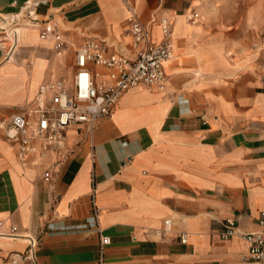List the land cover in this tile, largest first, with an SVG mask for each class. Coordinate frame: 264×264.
I'll list each match as a JSON object with an SVG mask.
<instances>
[{"label":"crops","instance_id":"obj_1","mask_svg":"<svg viewBox=\"0 0 264 264\" xmlns=\"http://www.w3.org/2000/svg\"><path fill=\"white\" fill-rule=\"evenodd\" d=\"M200 2L0 0V28L30 24L21 30L12 62L4 61L0 46V122L35 108L44 83L62 79L72 89L75 48L58 56L52 39L39 42L46 23L76 47L102 39L132 56L130 6L153 44L161 38L160 20L170 19L174 57L165 65L167 88H129L92 134L68 128L61 148L42 150L35 140L36 150L23 160L0 128V232L15 226L19 233L0 237V264L19 259L24 236L38 239L37 264H96L92 193L111 240L104 264H256L241 234L260 230L264 210V65L235 72L211 64L213 48L205 41L213 32L191 29L184 18ZM39 59L43 72L33 92ZM12 63L25 73H14ZM184 66L214 84L188 85L189 74L179 71ZM167 218L170 230L160 235ZM227 220L237 233L223 239Z\"/></svg>","mask_w":264,"mask_h":264},{"label":"built area","instance_id":"obj_2","mask_svg":"<svg viewBox=\"0 0 264 264\" xmlns=\"http://www.w3.org/2000/svg\"><path fill=\"white\" fill-rule=\"evenodd\" d=\"M129 16L126 20V32L132 40L134 54L127 56L119 52L112 44L102 39H88L74 49L75 71L72 89L67 91L62 79H53L39 86L35 96L36 106L31 111L11 115L0 122V128L11 143L17 146L18 155L26 160L32 152L33 142L40 140L42 150L61 148L64 144L66 130L75 127L92 134L97 122L109 116L113 106L122 94L132 87L145 86L164 89L167 83L165 61L172 54L173 29L170 19L160 20L161 38L153 44L149 30L136 16L134 9L127 6ZM31 14V12H29ZM197 12L186 16L194 23ZM41 39H52L56 55H62L68 48V42L60 32L46 23L39 32ZM48 170L44 178L49 179ZM92 218L98 236L96 264H104L105 248L111 240L98 221L99 209L91 194ZM260 230L242 233L247 244V257L256 264H264V210L257 218ZM3 221L0 220V226ZM171 219L164 220L160 235L170 230ZM237 227L233 220H227L219 235L223 239L234 236ZM15 226L7 232H0V237H18ZM27 248L17 254L18 260L37 264L36 249L38 239L24 236ZM180 242L186 243L187 235L181 233ZM12 259L11 264H16Z\"/></svg>","mask_w":264,"mask_h":264},{"label":"rangeland","instance_id":"obj_3","mask_svg":"<svg viewBox=\"0 0 264 264\" xmlns=\"http://www.w3.org/2000/svg\"><path fill=\"white\" fill-rule=\"evenodd\" d=\"M197 13L198 18L194 23L186 19V16L190 13H187L184 18L192 26L190 27L191 29L203 30L207 28L209 32H213L209 35L210 40L205 41L207 43L211 42L208 43V47L213 48L209 52L210 62H213L211 64L219 67V69L231 65L235 72L240 68L242 70L244 68L255 70L260 61L264 65V0H201ZM10 27L11 25L9 24L6 29L0 28L1 38ZM63 39L66 38L64 37ZM44 40L47 39L39 37V42ZM66 41L68 42V47L73 49L76 47L73 41ZM72 43L73 46L71 45ZM9 49V46L5 48L7 57ZM10 65L13 69L16 68L14 73H25L24 69L14 65V63ZM35 65L37 66V80L30 83L33 92L36 82L40 80L42 75L44 61L39 59ZM179 71L183 75L189 74L185 77L192 81L187 83L194 88L197 85L209 87L214 84V81L212 82V79L206 76L197 78L190 67H181ZM233 74L235 73L233 72ZM19 84L18 86L21 87V83ZM222 84L225 85V83Z\"/></svg>","mask_w":264,"mask_h":264},{"label":"bare ground","instance_id":"obj_4","mask_svg":"<svg viewBox=\"0 0 264 264\" xmlns=\"http://www.w3.org/2000/svg\"><path fill=\"white\" fill-rule=\"evenodd\" d=\"M1 17H0V24H2L1 22ZM24 25H29L30 24L25 21ZM24 25H16V26H12L11 28H9L6 32V34L4 36H2V38L0 37V46H2L3 48H7L8 46L10 47L9 52H8V57L4 60H10V62H12L14 60L12 54L14 52V50L17 48L19 42L21 41V30L23 28ZM173 50H172V54L170 56V58H168L165 61V65L167 64V62L169 63L170 61L173 60ZM137 87H141V86H137ZM36 150V147H33L32 151Z\"/></svg>","mask_w":264,"mask_h":264}]
</instances>
